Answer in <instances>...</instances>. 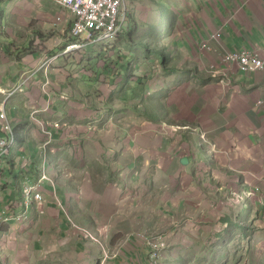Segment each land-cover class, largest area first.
I'll return each mask as SVG.
<instances>
[{
    "label": "crops",
    "instance_id": "0c3cea01",
    "mask_svg": "<svg viewBox=\"0 0 264 264\" xmlns=\"http://www.w3.org/2000/svg\"><path fill=\"white\" fill-rule=\"evenodd\" d=\"M123 9L115 43L68 52L55 0H0V113L16 135L0 146V264H100L82 232L100 226L107 264H150L154 237L165 259L264 264L258 197L243 200L264 194V74L222 61L264 58V0Z\"/></svg>",
    "mask_w": 264,
    "mask_h": 264
},
{
    "label": "built area",
    "instance_id": "2783aa9c",
    "mask_svg": "<svg viewBox=\"0 0 264 264\" xmlns=\"http://www.w3.org/2000/svg\"><path fill=\"white\" fill-rule=\"evenodd\" d=\"M55 2L68 14L72 16V28L70 39L72 43L67 51L81 50L85 46L111 45L117 41L121 31L123 20L121 10L124 0H55ZM219 39L220 35L212 37ZM207 44L201 46L206 49ZM223 63L227 66H235L242 74L262 72L264 74V58L258 53L248 51L228 53L224 55ZM215 74V72H212ZM218 72H216L217 74ZM2 120V131L6 137L1 140V152L8 146L15 145L16 135L13 127L6 118L5 112L0 113ZM45 177H42V180ZM258 195V193H257ZM252 196V193L249 194ZM26 204L30 200L42 201L41 195L29 188L25 190ZM260 219H264V194L258 195ZM90 235V234H89ZM165 243L157 240L156 245H152V253L149 256L150 264H157L163 256Z\"/></svg>",
    "mask_w": 264,
    "mask_h": 264
},
{
    "label": "rangeland",
    "instance_id": "374dc122",
    "mask_svg": "<svg viewBox=\"0 0 264 264\" xmlns=\"http://www.w3.org/2000/svg\"><path fill=\"white\" fill-rule=\"evenodd\" d=\"M124 12H125V10L123 9V6H122L121 19L124 16ZM95 46H107V45H94L92 47H95ZM74 51H78V50H74ZM68 52H72V51H68ZM254 73H256V72H254ZM255 190L254 191L253 190H251V191L248 190V191L244 192L243 193V197H244L243 200L246 199V198L247 199L257 198L258 197L257 193L259 194V190H257V189H255ZM250 193H252V196H249ZM257 207L258 206L254 204V208H252V215L257 220L262 221L264 219L258 218L259 217V209ZM82 232L86 235V237L88 239H90L92 242L96 243L100 247L101 254H102L101 255V259H100V264H107V260L109 258L116 256V252H114V250H110L109 247L105 243V240H106V238H107V236L109 234V229L106 226H100L99 228H97V230L95 232L89 231V230H84ZM157 240L162 241V239L157 238V237H154V238L149 240V245L151 247V251H150V253L148 255V259H149L150 254L153 252L152 251V249H153L152 245H156ZM164 248L166 249V244H165ZM165 249H164V251H165ZM192 257H194V261L186 262V261H181L179 255L175 254L174 256H170V258L165 259L164 254H163L162 258L159 260V262L157 264H201V263L196 261V256H192ZM212 257L213 256H212L211 253L210 254H206L204 256V259L206 261L205 263L206 264L208 263L207 260H209V263H210L212 261ZM232 257L233 256L223 255V256H214L213 258H220V261H221L222 264H228L229 262H233L232 261ZM256 258L259 259L260 257L256 256ZM202 264H204V263H202Z\"/></svg>",
    "mask_w": 264,
    "mask_h": 264
},
{
    "label": "water",
    "instance_id": "95a60500",
    "mask_svg": "<svg viewBox=\"0 0 264 264\" xmlns=\"http://www.w3.org/2000/svg\"><path fill=\"white\" fill-rule=\"evenodd\" d=\"M181 163L182 164H188V160L187 159H183Z\"/></svg>",
    "mask_w": 264,
    "mask_h": 264
}]
</instances>
